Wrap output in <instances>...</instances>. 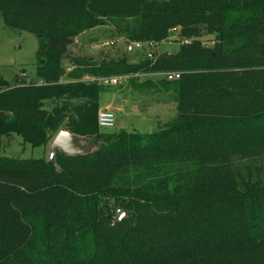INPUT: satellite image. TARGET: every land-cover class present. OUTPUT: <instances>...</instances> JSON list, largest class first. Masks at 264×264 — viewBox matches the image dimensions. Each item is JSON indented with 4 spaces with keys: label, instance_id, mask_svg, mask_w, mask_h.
<instances>
[{
    "label": "trees",
    "instance_id": "16d2710c",
    "mask_svg": "<svg viewBox=\"0 0 264 264\" xmlns=\"http://www.w3.org/2000/svg\"><path fill=\"white\" fill-rule=\"evenodd\" d=\"M0 19L37 38L36 80L0 76V143L46 147L64 130L92 148L0 155V264H264V0H0ZM106 26L126 43H189L138 63L73 53ZM113 76H146L175 117L148 134L102 131L111 86L98 79Z\"/></svg>",
    "mask_w": 264,
    "mask_h": 264
},
{
    "label": "rangeland",
    "instance_id": "374dc122",
    "mask_svg": "<svg viewBox=\"0 0 264 264\" xmlns=\"http://www.w3.org/2000/svg\"><path fill=\"white\" fill-rule=\"evenodd\" d=\"M173 36L178 37L177 32ZM174 39V38H173ZM201 42L206 47L213 44V36L204 35ZM106 42H114L106 46ZM126 43L122 38L114 36L111 28L98 27L87 31L76 38L72 51L75 55L84 56L94 60L102 56L126 55L129 63H138L148 53H174L180 47V42L172 39L161 43L145 46L143 49L133 48L127 51ZM37 51V38L25 31H14L6 28L0 19V76L12 83L19 75L27 82L36 80L35 55ZM66 73L71 71L68 62H65ZM23 73L25 76H23ZM146 76L131 85L125 81L120 86L106 87L105 92L99 96V110L111 108L115 115L113 128H101L107 133H116L123 128L128 133L148 134L156 132L163 124L172 120L176 115V104L170 101L166 94L158 96L153 89L146 91L144 81ZM63 80H66L63 77ZM143 86V87H142ZM44 107L50 110L52 103L46 101ZM49 145L33 147L23 142L20 136L3 137L0 143V155L15 159H48Z\"/></svg>",
    "mask_w": 264,
    "mask_h": 264
},
{
    "label": "water",
    "instance_id": "95a60500",
    "mask_svg": "<svg viewBox=\"0 0 264 264\" xmlns=\"http://www.w3.org/2000/svg\"><path fill=\"white\" fill-rule=\"evenodd\" d=\"M68 156L87 155L92 152V148L84 138L78 137L68 131L60 130L49 145V161L54 162L58 152ZM118 221L127 218V214L119 209L116 211Z\"/></svg>",
    "mask_w": 264,
    "mask_h": 264
},
{
    "label": "built area",
    "instance_id": "2783aa9c",
    "mask_svg": "<svg viewBox=\"0 0 264 264\" xmlns=\"http://www.w3.org/2000/svg\"><path fill=\"white\" fill-rule=\"evenodd\" d=\"M174 34H172L171 36H173ZM174 38V39H173ZM169 39L171 40H179L180 38H178L176 35L174 37H169ZM180 44H188L189 43V39H182L179 41ZM114 42H106L105 45H113ZM154 45V43L151 42H146V43H142V42H131L128 43L126 46V50L127 51H132L133 48H138V49H143L145 46H151ZM23 76H25V74L23 73ZM167 80H175L179 78V74L178 73H168L166 75ZM85 80H93L94 78L91 77H85ZM127 77L126 76H113V77H106V78H100L98 79V82L101 85H105V86H119L122 85L124 83V81H126ZM97 122H98V126L100 128H113L115 125V115L114 112L111 108H104V109H100L97 113Z\"/></svg>",
    "mask_w": 264,
    "mask_h": 264
}]
</instances>
